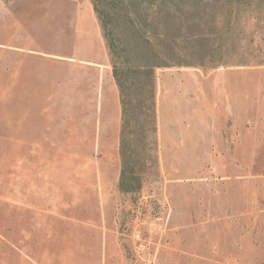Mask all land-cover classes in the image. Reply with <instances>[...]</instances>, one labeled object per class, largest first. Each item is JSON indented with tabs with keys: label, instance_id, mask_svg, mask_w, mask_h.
<instances>
[{
	"label": "rangeland",
	"instance_id": "obj_1",
	"mask_svg": "<svg viewBox=\"0 0 264 264\" xmlns=\"http://www.w3.org/2000/svg\"><path fill=\"white\" fill-rule=\"evenodd\" d=\"M96 2L175 64L142 188L94 0H0V264H264V0Z\"/></svg>",
	"mask_w": 264,
	"mask_h": 264
},
{
	"label": "trees",
	"instance_id": "obj_2",
	"mask_svg": "<svg viewBox=\"0 0 264 264\" xmlns=\"http://www.w3.org/2000/svg\"><path fill=\"white\" fill-rule=\"evenodd\" d=\"M94 10L106 41L112 74L121 102L120 156L122 167L119 189L126 193L142 188L143 154L148 147V133H156L155 68L175 65L155 44L142 34L131 13L99 6ZM174 52V49L169 48ZM138 61V62H137ZM156 162V160H155Z\"/></svg>",
	"mask_w": 264,
	"mask_h": 264
}]
</instances>
